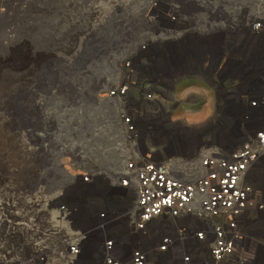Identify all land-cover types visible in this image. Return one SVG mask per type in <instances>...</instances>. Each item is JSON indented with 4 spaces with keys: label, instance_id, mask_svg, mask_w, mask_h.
<instances>
[{
    "label": "built area",
    "instance_id": "obj_1",
    "mask_svg": "<svg viewBox=\"0 0 264 264\" xmlns=\"http://www.w3.org/2000/svg\"><path fill=\"white\" fill-rule=\"evenodd\" d=\"M134 1L114 3L100 29L106 40H95V48L126 56L111 63L110 74L121 79L103 94L116 105L129 142L120 148L132 151L124 170L114 176L121 187L133 189L125 213L128 232L140 241L163 234L157 243L138 246L127 256L106 240L98 246L97 264H264V183L258 185L255 178L256 164L264 157V131L252 133L233 150L207 149L185 162L166 155L168 145L156 142L163 130L142 137L138 131L147 125L144 107L168 95L166 70L178 66L165 62L166 70L160 71L156 56L172 61V55H212L219 37L234 38L235 30L262 35L264 12L251 16L243 8L236 15L235 0ZM90 28L88 35L94 33ZM244 101L259 104L248 97ZM97 176L95 169L85 171L78 183ZM87 207L69 186L59 191L45 184L1 183L0 264H76L91 233L81 228ZM110 217L107 210L98 213L95 229H105Z\"/></svg>",
    "mask_w": 264,
    "mask_h": 264
},
{
    "label": "rangeland",
    "instance_id": "obj_2",
    "mask_svg": "<svg viewBox=\"0 0 264 264\" xmlns=\"http://www.w3.org/2000/svg\"><path fill=\"white\" fill-rule=\"evenodd\" d=\"M116 1L126 0H0V184H45L59 191L69 186L76 194L83 172L97 169L105 180L109 177L102 153L121 154L123 161L132 154L117 147H129V142L116 105L103 94L121 79L110 74L111 63L126 56L95 48V40H106L100 29ZM239 1L234 8L229 6L236 15L243 8L251 16L264 12V0H249L250 5ZM92 26L94 33L88 35ZM233 37L231 54L172 55V61L170 56H156L158 70L165 69V62L177 63V68L188 69L185 78L198 79L202 90L181 98L166 94L159 102L140 107L147 123L139 126L140 137L163 130V138L156 142L170 144L172 153L178 154L182 151L174 146L193 151L201 139V153L225 145L223 136L232 138L237 148L251 133L264 131V108L241 116L246 103L238 102L248 92L244 72L259 68L264 72V34L235 30ZM229 40L228 35L219 37V47L228 46ZM195 67L199 71H193ZM169 72L167 78L181 79ZM161 121L170 125L164 127Z\"/></svg>",
    "mask_w": 264,
    "mask_h": 264
},
{
    "label": "crops",
    "instance_id": "obj_3",
    "mask_svg": "<svg viewBox=\"0 0 264 264\" xmlns=\"http://www.w3.org/2000/svg\"><path fill=\"white\" fill-rule=\"evenodd\" d=\"M177 67H173L169 70V76L171 77L172 73L175 71L173 74L176 76L179 75L181 79H170V85L167 86L168 95H171L172 98H181L185 96L187 97L190 94H194V91L202 90V85L198 79H195L194 77H189L190 79L185 78V76L189 74L187 73L188 69L185 67ZM199 68L200 67H195L193 71H199ZM247 75L248 78H244V82L246 85H248V92L246 95L241 96L238 100L239 103H246V105H243V108H241L243 112L240 114L239 111V115L241 116H250L253 111H261L264 108V72H261V68H259V71L254 72L250 69L249 71L244 72V77ZM246 79L249 81L253 79V82L250 83ZM207 95L208 94L205 96ZM245 97H248L251 101H259V105L250 106L249 103L244 101ZM223 138L227 139L224 141L225 145H220L215 149L233 150L236 148L235 145L232 144V138H229V136H223ZM197 142L198 148L195 147L193 151H190V148H185V145H182L180 148L179 146H174V149L182 151L179 154L172 153L171 147L169 146L170 144H168V148L165 150L167 151L166 155L168 154L169 156L174 157L178 162L194 160L198 156V151L203 149V142L201 139H199ZM168 143H171V141H168ZM117 147L120 149V146ZM102 156L105 157L104 163L108 168H105L104 170H108L109 177L105 180V176L98 173V176L91 183L81 184L82 187L80 190V195L83 198V202L88 204L87 211L85 213L88 217L86 218L85 223L82 224L81 228L89 229L91 230V233L83 246L82 253L76 264H97L98 246L106 240H113L115 247L120 249L121 253L127 256L138 246L148 247L151 244L157 243L161 237V234H163L154 233L147 241H140L129 234L128 222L127 218L125 217V213L134 200L133 189L132 187H121L114 180V176L117 175L116 171L121 170L122 172L124 170L123 157L121 154L116 155L105 152L102 153ZM111 162L113 165L109 167ZM255 169L256 183L261 185L264 183V157L258 161ZM113 174L115 175L113 176ZM109 181L112 182L110 183ZM104 210H107L108 213L111 214V223H109L105 229L97 230L95 229V227L98 225V219L96 216L98 213ZM81 211L84 212L85 210L82 208ZM151 225L152 224H150V226Z\"/></svg>",
    "mask_w": 264,
    "mask_h": 264
},
{
    "label": "flooded vegetation",
    "instance_id": "obj_4",
    "mask_svg": "<svg viewBox=\"0 0 264 264\" xmlns=\"http://www.w3.org/2000/svg\"><path fill=\"white\" fill-rule=\"evenodd\" d=\"M249 0H242V1H239L240 2H248ZM234 38H230V40L228 41V46L226 47H217V53H214L213 55H217V54H223V53H226V54H231V53H234Z\"/></svg>",
    "mask_w": 264,
    "mask_h": 264
},
{
    "label": "bare ground",
    "instance_id": "obj_5",
    "mask_svg": "<svg viewBox=\"0 0 264 264\" xmlns=\"http://www.w3.org/2000/svg\"><path fill=\"white\" fill-rule=\"evenodd\" d=\"M13 1V0H12ZM2 3V2H1ZM6 3V2H5ZM9 3H11V2H9ZM20 3V2H19ZM15 4V3H14ZM13 6V5H12ZM23 6H24V4H23ZM1 7H4V8H6L7 9V11H9V9H8V6L6 5V4H2V6ZM20 7V6H19ZM17 8V7H16ZM3 9V8H2ZM17 10V9H16ZM25 10V9H24ZM3 10H0V14L2 15V12ZM13 13V12H12ZM17 13V12H16ZM5 14V13H4ZM8 14V13H7ZM6 15V14H5ZM4 15V16H5ZM10 15V14H9ZM19 15V14H18ZM25 15V14H24ZM24 15H23V17H24ZM8 16V15H7ZM13 17V16H12ZM16 17V16H15ZM19 17H20V15H19ZM14 18V17H13ZM15 19V18H14ZM19 19V18H18ZM19 21H20V19H19ZM1 23H2V21H1ZM5 23H6V21H5ZM10 23H11V21H10ZM19 23V22H18ZM4 26V25H3ZM2 30V29H1ZM5 30V29H4ZM0 89H2V87H0ZM0 91H2V90H0ZM1 96V95H0Z\"/></svg>",
    "mask_w": 264,
    "mask_h": 264
},
{
    "label": "clouds",
    "instance_id": "obj_6",
    "mask_svg": "<svg viewBox=\"0 0 264 264\" xmlns=\"http://www.w3.org/2000/svg\"><path fill=\"white\" fill-rule=\"evenodd\" d=\"M209 115H211V113H209ZM192 121L191 120H189V123H191Z\"/></svg>",
    "mask_w": 264,
    "mask_h": 264
},
{
    "label": "water",
    "instance_id": "obj_7",
    "mask_svg": "<svg viewBox=\"0 0 264 264\" xmlns=\"http://www.w3.org/2000/svg\"><path fill=\"white\" fill-rule=\"evenodd\" d=\"M58 112L60 111V108L57 107Z\"/></svg>",
    "mask_w": 264,
    "mask_h": 264
}]
</instances>
